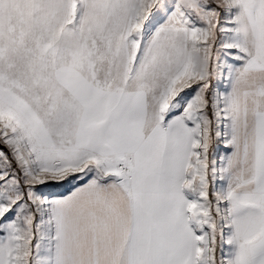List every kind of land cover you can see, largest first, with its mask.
<instances>
[{
    "label": "snow or ice",
    "instance_id": "obj_1",
    "mask_svg": "<svg viewBox=\"0 0 264 264\" xmlns=\"http://www.w3.org/2000/svg\"><path fill=\"white\" fill-rule=\"evenodd\" d=\"M0 264H264V0H0Z\"/></svg>",
    "mask_w": 264,
    "mask_h": 264
}]
</instances>
